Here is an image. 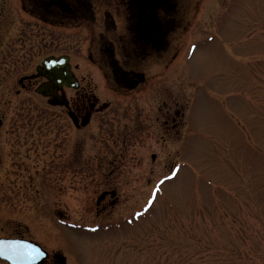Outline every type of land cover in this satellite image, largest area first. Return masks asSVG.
I'll list each match as a JSON object with an SVG mask.
<instances>
[{
    "label": "flooded vegetation",
    "instance_id": "1",
    "mask_svg": "<svg viewBox=\"0 0 264 264\" xmlns=\"http://www.w3.org/2000/svg\"><path fill=\"white\" fill-rule=\"evenodd\" d=\"M174 1L0 0V241L17 244L16 264H75L63 228L107 227L63 222L64 178L103 180L84 207L106 223L108 210L123 200L114 179L143 177L128 146L157 150L142 136L161 132L166 143L172 134L173 141L180 137L181 125L187 130L197 83L185 68L188 40L204 0L191 19L176 12ZM182 68V91L171 92L170 78ZM128 119L133 126L125 129L124 148L115 149L108 134ZM180 138L179 151L186 133ZM153 191L149 203L160 193ZM79 206L76 198L71 209ZM86 239L91 246L99 240ZM103 240L109 251L122 243ZM0 264L11 263L0 258Z\"/></svg>",
    "mask_w": 264,
    "mask_h": 264
},
{
    "label": "rangeland",
    "instance_id": "2",
    "mask_svg": "<svg viewBox=\"0 0 264 264\" xmlns=\"http://www.w3.org/2000/svg\"><path fill=\"white\" fill-rule=\"evenodd\" d=\"M174 2L176 12L191 19L202 0ZM198 13L191 20L195 30L185 63L197 83L187 130L181 125L178 131L180 137L186 133L184 148L178 149L182 138L173 141L172 134L164 143L156 131L142 140L152 139L157 150L128 146L143 164V177L114 179L123 200L113 213L108 210L106 223L95 217L94 208L84 207L104 188L103 180L82 174L64 178L59 186L68 218L63 222L107 224L102 232L63 228L70 262L264 264V0H204ZM184 75L182 68L170 78L171 92L182 91ZM127 126H133L129 119L108 134L115 149L124 146ZM152 190L160 193L149 203ZM76 198L78 210L71 209ZM86 238L99 240L91 246ZM108 238L122 243L106 250L101 244Z\"/></svg>",
    "mask_w": 264,
    "mask_h": 264
},
{
    "label": "water",
    "instance_id": "3",
    "mask_svg": "<svg viewBox=\"0 0 264 264\" xmlns=\"http://www.w3.org/2000/svg\"><path fill=\"white\" fill-rule=\"evenodd\" d=\"M15 248H17V244L14 243L13 241L1 240L0 241V258L11 264H16V262L13 261L14 257L11 254L12 250ZM17 249L15 251H17Z\"/></svg>",
    "mask_w": 264,
    "mask_h": 264
}]
</instances>
